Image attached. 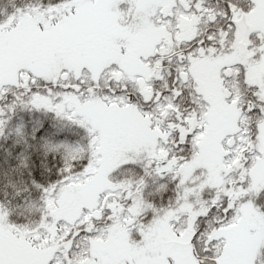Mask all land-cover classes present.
<instances>
[{
  "label": "snow or ice",
  "instance_id": "6c2138e0",
  "mask_svg": "<svg viewBox=\"0 0 264 264\" xmlns=\"http://www.w3.org/2000/svg\"><path fill=\"white\" fill-rule=\"evenodd\" d=\"M0 139V264H264V0H0Z\"/></svg>",
  "mask_w": 264,
  "mask_h": 264
},
{
  "label": "trees",
  "instance_id": "16d2710c",
  "mask_svg": "<svg viewBox=\"0 0 264 264\" xmlns=\"http://www.w3.org/2000/svg\"><path fill=\"white\" fill-rule=\"evenodd\" d=\"M48 119L51 120V117H49ZM5 181H6L5 177L3 175H0V189H2L5 186ZM12 218H15V216H13Z\"/></svg>",
  "mask_w": 264,
  "mask_h": 264
},
{
  "label": "flooded vegetation",
  "instance_id": "af4514ba",
  "mask_svg": "<svg viewBox=\"0 0 264 264\" xmlns=\"http://www.w3.org/2000/svg\"><path fill=\"white\" fill-rule=\"evenodd\" d=\"M5 144V141L0 139V146H3ZM3 150V147H0V151ZM0 175H3V173H0ZM4 176V175H3ZM5 177V176H4ZM12 178V176H8V177H5L6 180H10ZM31 178H34V177H31Z\"/></svg>",
  "mask_w": 264,
  "mask_h": 264
},
{
  "label": "rangeland",
  "instance_id": "374dc122",
  "mask_svg": "<svg viewBox=\"0 0 264 264\" xmlns=\"http://www.w3.org/2000/svg\"><path fill=\"white\" fill-rule=\"evenodd\" d=\"M15 179H18L17 177H14V176H12V178L10 179V180H15Z\"/></svg>",
  "mask_w": 264,
  "mask_h": 264
}]
</instances>
